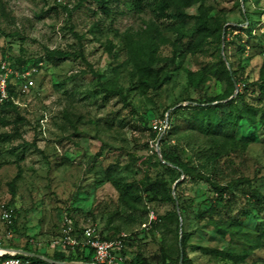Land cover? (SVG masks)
<instances>
[{"label":"rangeland","instance_id":"obj_1","mask_svg":"<svg viewBox=\"0 0 264 264\" xmlns=\"http://www.w3.org/2000/svg\"><path fill=\"white\" fill-rule=\"evenodd\" d=\"M204 4L222 29L188 51L168 12L136 8L132 0H0V61L43 58L34 86L17 99L19 109H0L9 123L0 128V240L9 252L32 242L41 253H52L60 218L70 213L104 234H131L129 251L147 258L177 256L185 234L192 264H231L194 245L247 249L240 264H264V245L251 242L264 226V127L252 131L248 146L226 145L215 155L212 142L191 128L189 107L218 95L226 97L212 103H226L245 83L261 81L264 0ZM151 32L161 57L175 60L162 86L145 94L133 75L129 45ZM55 48L76 57L51 58L47 50ZM223 65L240 79L231 94L217 72ZM190 72L206 81L196 85ZM102 82L122 87L126 100L105 92ZM161 121L169 127L155 134ZM162 146L177 148L195 174L164 160ZM110 166L116 177L134 183L132 204L122 201L107 177ZM199 173L225 187V198ZM157 181L170 188L173 200L144 190L137 198L138 188ZM3 204L16 214L12 238L3 236ZM209 207L215 220L236 221L238 230L220 235L208 222Z\"/></svg>","mask_w":264,"mask_h":264},{"label":"trees","instance_id":"obj_2","mask_svg":"<svg viewBox=\"0 0 264 264\" xmlns=\"http://www.w3.org/2000/svg\"><path fill=\"white\" fill-rule=\"evenodd\" d=\"M98 1L100 3L105 2V0ZM132 2L136 8H142L144 5H149L157 13L165 11L168 12L170 17L176 21L175 30L178 34V42L182 45H187L188 51H196L198 48L202 47L203 43L208 38L215 36L216 33L222 29V23L219 20L209 17L204 0H132ZM192 9L195 11L192 12ZM184 38L188 39L185 40ZM129 48L131 60L134 65L133 75L137 77L138 87L145 94L148 92H156L165 82L167 68L169 70L173 66L175 59L170 57H161L158 50L157 37L152 32L145 40H132ZM47 51L51 58H56L58 60L76 57L74 52L65 51L59 48L48 49ZM79 56L84 59L83 53H80ZM4 59H7L15 68L18 69H23L26 66L37 65L43 60V58H37L35 60L17 61L13 57L9 56H4ZM217 72H220L222 76L226 77L231 86L230 94L233 93L235 83H240V79L236 76L235 72H230L226 65H223L221 69L217 70ZM190 75V81L196 82V85H200L206 81L204 77L195 79L193 77V72H190ZM101 84L105 92L118 94L126 100L127 96L123 92L122 87L113 85L109 82H102ZM9 91L11 96H13L16 100L22 95V92L18 88V84L14 83L13 80L10 82ZM251 93H253V95ZM249 95L253 96L251 98L252 100H248L247 97H249ZM225 97V95H218L216 98L206 99V101L199 103L198 105L189 106L192 107L190 117L191 128L199 130L208 140L212 142L216 150L215 155H218L219 153L217 149L221 150V148L226 145H241L243 147L248 146L250 144L248 137L252 135V131L258 126L264 127V76L261 81L245 83L237 96L232 100L227 101L226 103H212L216 99H224ZM222 107H226L227 110L222 109ZM0 109L1 111L9 109L16 110L19 109V103L15 102L13 99H9L0 105ZM7 124H9L8 121L0 117V128L2 126H6ZM155 128V134L162 132L159 131L156 126ZM165 130H167V128ZM164 139L165 138L163 137L161 142H163ZM161 155L164 160L170 162L175 167L181 168L184 173L189 175L195 174L193 167L184 161L177 148L171 149L162 146ZM106 174L120 192L122 201L132 204L129 199L134 197V194L131 193L135 187L134 183L124 182L120 178L116 177L114 169H112L111 166L107 168ZM198 176L201 179H205L215 189L219 196H221L220 199L225 198L223 195L225 187L217 183L210 176L203 175L201 173H199ZM143 190L144 192H152L155 198L162 196L164 200H173L170 188L163 182H152L149 187H145L144 189L138 188L139 193L136 195L137 198L143 196ZM205 212L209 216V224L216 228L217 232L222 236L233 234L238 230L234 229V227H240L239 223L236 221L219 223L213 217L215 212V208L213 207H209ZM65 216L73 219V216L70 213L62 215L60 218V228ZM73 221L76 233L80 235L84 230V226L80 225L78 221L74 219ZM4 223H6L7 226L3 232L4 238H8V232H11L13 237L16 227V214L14 213L11 222L4 221ZM257 229L259 230L258 236L250 240L254 246H261L264 245V226L257 227ZM99 232L104 239H114L122 233H126V236L123 237L124 249L122 250V253L127 257L125 264H180L181 256L183 257V264H192L191 260L187 256L188 243L185 238V234L180 241L177 256L174 257L167 252H163L162 255H154L151 258H147L142 256L140 253L134 254L129 251L128 246L132 237L131 234L122 232L117 235L110 236L104 234L100 229ZM0 246L5 248L10 247L2 242L0 243ZM51 246L54 248L52 253H41L36 248L32 247V242L26 243L23 247L15 248H21L28 252L42 254L57 261H83L88 263L93 261V250L89 247H84L83 249L77 248L76 250L68 251L63 250L61 247H55L52 243ZM194 248L196 250H200L203 255L215 257L226 262H230L231 264H240L245 262L250 253L247 249L239 250L237 248L222 249L202 245H194ZM17 255L28 257L35 264H51L43 259L27 254L17 253ZM9 256L11 255L5 253L0 256V260Z\"/></svg>","mask_w":264,"mask_h":264},{"label":"built area","instance_id":"obj_3","mask_svg":"<svg viewBox=\"0 0 264 264\" xmlns=\"http://www.w3.org/2000/svg\"><path fill=\"white\" fill-rule=\"evenodd\" d=\"M42 64V62H39L37 65L18 69L7 59H2L0 61V105L9 99H13L17 102L9 91L11 80L19 84V89L22 93L29 92L35 84V76L39 72V68ZM156 127L159 131L163 132L168 127V123L167 121H161ZM13 215L14 209L3 204L1 210L2 220L11 222ZM124 236H126V233H122L114 239H104L96 226H86L83 232L78 235L75 230L73 219L65 216L62 221L59 235L53 239L52 245L68 251L89 247L93 250V261L90 262L92 264H125L127 257L122 253L124 249ZM7 237H12V233L8 232ZM1 242L0 240V243ZM4 248L5 247L0 246V256L5 253L11 256L0 260V264H35L30 258L19 256L17 252H9V250H5ZM75 262L88 263L83 261Z\"/></svg>","mask_w":264,"mask_h":264},{"label":"water","instance_id":"obj_4","mask_svg":"<svg viewBox=\"0 0 264 264\" xmlns=\"http://www.w3.org/2000/svg\"><path fill=\"white\" fill-rule=\"evenodd\" d=\"M158 152L160 153L159 149H158ZM161 157H162V155H161ZM4 249L5 250H13V249H9V248H4ZM16 252L22 253V254H27L30 256H34V257H38V258L43 259V260L47 261L48 263H52V264H92V263H81V262H75V261H57V260L51 259L49 257H46L42 254H37L34 252H28V251L21 250V249H17ZM180 264H183V257L182 256L180 257Z\"/></svg>","mask_w":264,"mask_h":264}]
</instances>
